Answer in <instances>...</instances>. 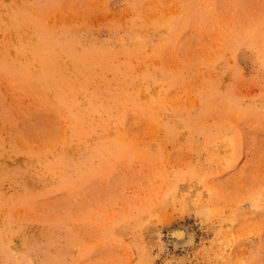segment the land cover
Returning <instances> with one entry per match:
<instances>
[{"label": "rangeland", "instance_id": "374dc122", "mask_svg": "<svg viewBox=\"0 0 264 264\" xmlns=\"http://www.w3.org/2000/svg\"><path fill=\"white\" fill-rule=\"evenodd\" d=\"M0 264H264V0H0Z\"/></svg>", "mask_w": 264, "mask_h": 264}, {"label": "bare ground", "instance_id": "6f19581e", "mask_svg": "<svg viewBox=\"0 0 264 264\" xmlns=\"http://www.w3.org/2000/svg\"><path fill=\"white\" fill-rule=\"evenodd\" d=\"M43 30V29H42ZM48 40V39H47ZM51 40V39H50ZM53 40V39H52ZM51 42V41H50ZM52 44V43H51ZM46 45H49V43L48 44H46ZM44 48V47H43ZM49 51V50H48ZM50 53H51V51H49ZM138 53V52H137ZM50 55V54H49ZM48 55V56H49ZM47 57V56H46ZM52 57V56H51ZM44 63V62H43ZM183 234L184 233H182L181 231H178V230H175V231H173V234H172V236L174 237V238H177V239H179V241L181 242V240L180 239H182V237H183ZM189 239V238H188ZM188 239L186 238V240L188 241ZM183 240V239H182ZM189 242V241H188Z\"/></svg>", "mask_w": 264, "mask_h": 264}]
</instances>
